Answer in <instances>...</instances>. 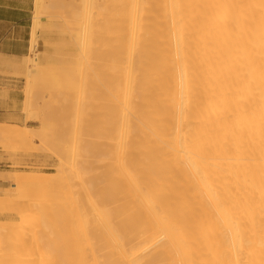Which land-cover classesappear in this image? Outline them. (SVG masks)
Returning <instances> with one entry per match:
<instances>
[{
  "label": "bare ground",
  "instance_id": "bare-ground-1",
  "mask_svg": "<svg viewBox=\"0 0 264 264\" xmlns=\"http://www.w3.org/2000/svg\"><path fill=\"white\" fill-rule=\"evenodd\" d=\"M114 2L117 17L75 37L84 61L56 79L59 166L44 178L59 185L41 196L20 170L0 195L21 219L0 222L1 257L41 222L55 237L34 233L12 264H264V0ZM35 133L0 123L16 154Z\"/></svg>",
  "mask_w": 264,
  "mask_h": 264
},
{
  "label": "rangeland",
  "instance_id": "rangeland-1",
  "mask_svg": "<svg viewBox=\"0 0 264 264\" xmlns=\"http://www.w3.org/2000/svg\"><path fill=\"white\" fill-rule=\"evenodd\" d=\"M45 2L40 14V19H44L45 22H41L36 32L32 31L30 55L19 63L15 62L10 69L2 68L0 65V82L4 76L14 79L10 82V86L14 88V93L11 94L13 101L9 108L0 110L5 113L0 118V123L30 126L36 132L33 142L29 145L32 148L29 152L30 155L16 154L12 150V143L9 140L0 139V195L13 189L14 174L20 170L32 172L36 184L34 192L41 196L59 185L57 180H45L44 178L45 173H58L59 166L56 140L52 136L56 126L51 124L48 119L55 117L54 111L61 107V96L67 91L63 85L56 82V79L65 76L64 67L69 63L84 61L79 46L75 42V37L79 35L81 27L84 24H104L107 18L117 17L115 12L119 9L114 0H45ZM116 23V20L111 22L113 25ZM39 31L47 34L41 53L35 50L39 40ZM104 35L113 38L115 34L107 32L95 39L94 49L103 50L106 48V42L102 40ZM47 71L51 78L45 82L36 80L29 74V72L38 74L46 72L47 75ZM77 72H74L73 77L78 79L80 82L78 84L81 85L85 73L82 70ZM7 90V84L1 85L0 83V100L7 98ZM14 161H21L22 165L12 168L10 165ZM28 200L30 202L38 201L39 198L28 197ZM39 202L41 205V200ZM59 202L60 200H55V204H59ZM42 208L41 206L37 210L35 216L41 214ZM13 221L20 222L21 219L14 213H6L0 209V222L11 223ZM40 223L38 222L32 228H22L20 234L12 237L10 244L15 246L12 257L2 258L0 255V264H12L13 261L27 257L29 248L23 243H28L34 233H37L40 239L50 238L52 240L55 237V234L48 230L38 231L39 227H42ZM44 243L41 241V244ZM56 252V247L49 250L53 256ZM34 264H41V262Z\"/></svg>",
  "mask_w": 264,
  "mask_h": 264
},
{
  "label": "crops",
  "instance_id": "crops-1",
  "mask_svg": "<svg viewBox=\"0 0 264 264\" xmlns=\"http://www.w3.org/2000/svg\"><path fill=\"white\" fill-rule=\"evenodd\" d=\"M35 0H0V65L2 68H12L31 53ZM45 22L44 19H41ZM36 52H43L47 34L38 32ZM1 85L7 84V98L0 100V110L10 107L13 101L14 88L10 82L14 79L4 76ZM0 111V118L4 116Z\"/></svg>",
  "mask_w": 264,
  "mask_h": 264
}]
</instances>
